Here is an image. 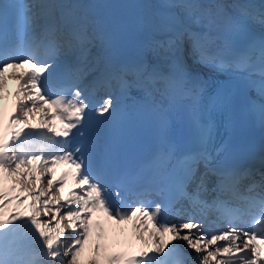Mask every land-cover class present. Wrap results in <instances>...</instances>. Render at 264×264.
I'll return each mask as SVG.
<instances>
[{
  "label": "snow or ice",
  "instance_id": "obj_1",
  "mask_svg": "<svg viewBox=\"0 0 264 264\" xmlns=\"http://www.w3.org/2000/svg\"><path fill=\"white\" fill-rule=\"evenodd\" d=\"M174 7L177 11L160 21L165 38L153 44L158 63L112 70L103 52L92 54L98 25L87 11L70 12L69 20L64 13L57 16L54 4H0V25L7 24L11 12L17 35L15 42H0V99L6 76L16 83L11 93L15 110L6 123L0 105V264H167L165 258L177 250L175 241H184L197 254L199 264H264L254 243L264 241V191L259 190L264 189V152L254 167L225 170L213 166V124L209 121L201 128L198 151L177 157L168 146L150 162V174L141 184L120 172L112 152L96 137L83 142L82 129L87 124L95 121L102 126L112 118V97L93 108L80 87L71 92L49 87L45 74H50L53 65L47 61L61 50L73 57L69 72L77 81L92 77L101 86L115 82L122 91L137 87L149 96L158 95L159 105L183 93L198 106L209 86L204 69L234 68L241 73L245 88L255 94L248 110L264 126V31L259 35L254 31L257 24L264 29V3L259 14L246 5L214 4L213 12L195 3ZM34 20L43 23L39 34L26 44L24 37ZM214 28L226 32L222 42L212 38ZM41 49L45 59L39 58ZM227 87L218 86L215 101L230 115L233 101ZM37 112L38 122L30 123L37 119ZM52 119H58L59 126L50 123ZM223 147L215 148V154ZM59 165L65 170L57 177ZM210 176L216 178L213 191L218 194L212 203L201 199ZM41 180L47 181V188ZM243 180L251 183L241 190ZM69 183L78 191L70 187L67 196L61 195ZM153 193L186 199L202 211L214 208L229 227L217 234L202 231L203 226L191 218L179 224L161 222V204L149 209L145 203ZM256 207L261 214L252 218L249 228H241L238 222ZM129 226L139 247L113 251L116 244L133 246L132 241L119 239ZM21 238L24 248L18 243ZM220 253L227 255L217 260Z\"/></svg>",
  "mask_w": 264,
  "mask_h": 264
},
{
  "label": "bare ground",
  "instance_id": "obj_2",
  "mask_svg": "<svg viewBox=\"0 0 264 264\" xmlns=\"http://www.w3.org/2000/svg\"><path fill=\"white\" fill-rule=\"evenodd\" d=\"M79 1L81 0H68L70 4L71 3L74 4L75 2H79ZM175 1H179L180 3L182 2V0H120V8L123 13L122 16L123 17L126 16L129 21H131L132 19L134 20L133 25L136 27L138 37L141 39V44L143 45V50L145 53H150L151 51L153 52L154 42L156 40H161L165 38L161 31L162 25L160 21L164 16H166L167 14L173 11L171 9H174ZM215 1L216 0H205V2L211 6L215 4ZM219 1L222 2L229 0H219ZM7 78L13 79L11 77L6 76V79ZM85 96L87 97L88 100L89 96L91 95H85ZM4 115H5V123H6L7 116L5 110H4ZM36 116H37L36 120H38L39 114H36ZM49 122L59 126L58 119H52ZM63 167L65 168V166L63 165H59L56 167L55 171L57 177L59 176L60 172L63 171L62 170ZM39 174H40L39 172L36 173V175ZM40 183H42L46 188V183H47L46 180H41ZM67 187H68L67 189L63 187L62 192L60 193L61 195L67 196L68 190L70 187H72V185L69 183L67 184ZM259 190L264 191V189H259ZM156 204H157L156 202H152L149 203L147 206L149 207V209H151L154 208ZM201 212L202 213L197 212L193 214L192 219L203 226L202 231L210 230L217 234L224 232L218 230L217 222H211L207 218L208 216H210V212L208 210H203V211L201 210ZM158 218L161 222L168 221L170 223H177V224L187 221L184 220V216H176L175 210H168L163 208ZM54 223L55 221H53V224ZM209 223H211V225ZM207 225H210V227L206 229ZM148 227L150 229L151 224H149ZM195 231L196 230H193V232ZM119 239L120 240L130 239V241H132L133 246L131 248H128L127 245L116 244L115 247L112 249L113 251H121V250L135 251L139 247V245L134 240L130 226L128 227V230L125 234H121L119 236ZM256 241H260V240H256ZM18 243L22 248L25 247L26 242L22 238L18 241ZM174 243L176 244V246L179 245L183 246L185 248V252L187 254H190L191 258L193 259V263L199 264L198 260L195 258L197 254L192 249L187 248L184 241H175ZM218 243L222 244L224 242L222 241ZM211 247L212 246H210V248ZM224 254L225 253H220L217 257V260H219V256H223ZM220 264H222V262H220Z\"/></svg>",
  "mask_w": 264,
  "mask_h": 264
},
{
  "label": "rangeland",
  "instance_id": "obj_3",
  "mask_svg": "<svg viewBox=\"0 0 264 264\" xmlns=\"http://www.w3.org/2000/svg\"><path fill=\"white\" fill-rule=\"evenodd\" d=\"M37 114H39V113L37 112ZM62 170H65L64 167L62 168ZM45 174H47V173H45ZM68 187H69V185H68ZM68 187H67V184H65L64 188L67 189ZM46 188H47V183H46ZM72 188L74 191H78L74 186H72ZM42 199H43V197H42ZM62 223L66 224V221H62Z\"/></svg>",
  "mask_w": 264,
  "mask_h": 264
}]
</instances>
